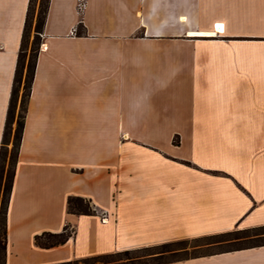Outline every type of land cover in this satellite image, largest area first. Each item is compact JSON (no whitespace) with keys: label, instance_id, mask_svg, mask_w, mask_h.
Wrapping results in <instances>:
<instances>
[{"label":"crops","instance_id":"1","mask_svg":"<svg viewBox=\"0 0 264 264\" xmlns=\"http://www.w3.org/2000/svg\"><path fill=\"white\" fill-rule=\"evenodd\" d=\"M29 1L0 0V146ZM69 197L95 215L68 214ZM65 227L74 235L64 245H35ZM261 227L264 0H49L5 264ZM165 264H264V246Z\"/></svg>","mask_w":264,"mask_h":264},{"label":"trees","instance_id":"2","mask_svg":"<svg viewBox=\"0 0 264 264\" xmlns=\"http://www.w3.org/2000/svg\"><path fill=\"white\" fill-rule=\"evenodd\" d=\"M33 4L34 0L29 1L26 21L22 38L20 42L17 63L14 72V78L11 88L10 100L8 104L6 121L3 129L2 142L0 146V264H5L6 259V216L8 205L10 201V195L12 191L16 165L18 161L19 149L22 141V135L25 125V118L27 112V106L31 94L32 83L34 80V73L37 63V57L39 48L41 45V37L43 34V28L45 25L46 14L48 10L49 0H41L39 11L35 22V38L29 49V33L31 23L33 19ZM74 34L78 37L84 35V27L80 23L75 29ZM21 92V93H20ZM19 106V113H16V109ZM15 123V127L13 124ZM174 143H176L174 141ZM9 146H11L9 148ZM67 212L68 214L76 216H93L95 211L90 202L80 197H69L67 199ZM69 227H65L61 233L52 234L44 233L40 236H36L34 243L41 249H51L61 245H64L73 235L74 230L71 232ZM242 233H255L254 235L242 237L236 240L219 241L217 243L208 244V248L221 246L222 244H235L232 246L210 251L207 253L193 255L191 257H197L201 255H209L219 252H229L240 249L252 248L264 246V227L241 231ZM228 234V233H227ZM227 234H221L214 237L225 236ZM167 245V244H165ZM165 245L154 246L149 248H142L124 252H117L114 254L102 255L92 258L83 259L84 261L90 259H112L118 257V260L108 261L105 264H142L139 263L141 259L150 258L154 259L153 263L145 264H165L168 262L158 261L159 255L147 254L151 249L162 247ZM189 258V257H188ZM187 259V258H184ZM181 260V259H179ZM76 261L65 262L61 264H74Z\"/></svg>","mask_w":264,"mask_h":264},{"label":"rangeland","instance_id":"3","mask_svg":"<svg viewBox=\"0 0 264 264\" xmlns=\"http://www.w3.org/2000/svg\"><path fill=\"white\" fill-rule=\"evenodd\" d=\"M40 2H41V0H34V4L32 7L33 8V19H32L30 33H29V44H28L29 49L31 47L32 42L34 41V38H35L34 28H35L36 17H37L39 7H40L39 6ZM173 91H175V90L173 89ZM177 92L180 96H186L185 92H187V89L186 88L180 89ZM175 95L176 94H173V96H175ZM18 113H19V106L17 107L15 114H18ZM13 127H15V123L13 124ZM10 147L11 146H9V148ZM72 230L73 229H69L68 233H69V231L71 232ZM254 234L255 233L245 234L239 230H235V231L228 233L225 236L214 237V238L205 237V238L191 239V240H186V241H182V242L167 244V245L162 246V247H157V248L151 249L147 254H154V256L159 255L158 261H160V262H170V261L184 259V258L191 257L193 255L207 253L210 251H215L218 249H223L225 247L235 245V244H222L221 246L208 248L207 247L208 244L217 243L219 241L236 240V239H240L242 237H246V236H250V235H254ZM118 259H119L118 257H115V258L108 259V260H104L101 258L90 259L87 261L78 260L74 264H105L108 261H113V260H118ZM153 262H154V259H151V257L146 258V259H141L139 261V263H142V264L153 263Z\"/></svg>","mask_w":264,"mask_h":264},{"label":"bare ground","instance_id":"4","mask_svg":"<svg viewBox=\"0 0 264 264\" xmlns=\"http://www.w3.org/2000/svg\"><path fill=\"white\" fill-rule=\"evenodd\" d=\"M222 30H223V25H219V24H218V25L216 26V31H217V32H222ZM202 36H204V35H202ZM205 36H208V35H205Z\"/></svg>","mask_w":264,"mask_h":264},{"label":"built area","instance_id":"5","mask_svg":"<svg viewBox=\"0 0 264 264\" xmlns=\"http://www.w3.org/2000/svg\"><path fill=\"white\" fill-rule=\"evenodd\" d=\"M217 25H218V24H215V25H214V28H213V30H214L213 33L216 34V35L220 34L219 32L216 31V26H217Z\"/></svg>","mask_w":264,"mask_h":264}]
</instances>
